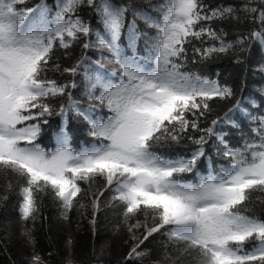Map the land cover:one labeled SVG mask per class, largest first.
Segmentation results:
<instances>
[{
	"label": "snow or ice",
	"instance_id": "obj_1",
	"mask_svg": "<svg viewBox=\"0 0 264 264\" xmlns=\"http://www.w3.org/2000/svg\"><path fill=\"white\" fill-rule=\"evenodd\" d=\"M9 209V264H103L106 210L117 264H264V0H0Z\"/></svg>",
	"mask_w": 264,
	"mask_h": 264
},
{
	"label": "trees",
	"instance_id": "obj_2",
	"mask_svg": "<svg viewBox=\"0 0 264 264\" xmlns=\"http://www.w3.org/2000/svg\"><path fill=\"white\" fill-rule=\"evenodd\" d=\"M138 2V0H135ZM77 51H79L77 49ZM209 70L212 74L216 72L217 69L221 71L224 76H228L230 73H233L234 69L231 61L225 57L224 59L214 61L213 63L208 65ZM251 81L258 84L259 77L250 78ZM231 82V81H230ZM253 90L252 83L249 84V87L245 91V95L248 92ZM57 119L58 118H53ZM84 139H87L84 137ZM44 213L48 216L50 223L53 226L52 238L54 242H59V237L57 236V226L56 222L53 219L55 215V209L52 207H46ZM15 217L12 213L11 209H9L8 213H4L0 210V235L3 234L5 221H14ZM115 217L113 216L111 210L102 211L99 214L96 234L93 238L91 230L87 224V221L82 223V227L79 231L74 232V241H75V250L78 256L82 255L84 252H90L93 247V243L95 242L96 250L99 253L100 247L102 244H107L106 253L104 255H100L98 258L103 261V264H117V261L120 258L121 246H120V238L113 234L111 224L114 222ZM13 232L15 231V223L11 225ZM63 236V233L59 234ZM37 239L39 241V249L41 254H46V250L48 249V241L45 238L44 234L41 232L37 233ZM18 244H10L9 252L5 253L0 251V264H9L8 255L11 254L13 256L16 255Z\"/></svg>",
	"mask_w": 264,
	"mask_h": 264
}]
</instances>
